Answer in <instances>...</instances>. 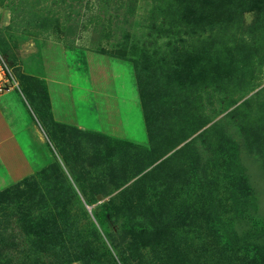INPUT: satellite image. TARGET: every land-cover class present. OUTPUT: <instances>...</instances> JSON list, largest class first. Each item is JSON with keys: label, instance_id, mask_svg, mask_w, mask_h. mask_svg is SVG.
<instances>
[{"label": "rangeland", "instance_id": "374dc122", "mask_svg": "<svg viewBox=\"0 0 264 264\" xmlns=\"http://www.w3.org/2000/svg\"><path fill=\"white\" fill-rule=\"evenodd\" d=\"M62 44L82 47L65 48L79 87L91 86L84 49L95 60L104 55L120 61L112 65L120 101L111 95V80L105 81L111 96L102 107V132L80 130L74 121H60L52 111L46 77L56 68L53 51L61 58ZM1 60L15 77L19 88L14 89L30 102L41 132L40 143L27 144L36 164L27 177L33 179L39 196L50 195L40 173L50 163L60 164L73 181L71 166L81 169L87 154L96 149L98 139L91 133L110 136L111 145L117 147L126 140L149 144L139 101L142 81L152 91L154 129L163 131L156 137L165 135V148L178 144L165 157L181 147V164L205 168L190 173L198 195L184 207L192 202L201 210L204 195L224 203L214 222L226 228L224 235L208 229L199 215L201 227L182 232L185 249L170 230L121 226L126 217L97 224L92 209L109 197L91 195L87 186L91 197L100 201L89 205L78 192L68 203L67 217L86 230L96 223L102 252L115 255L119 264H237L235 243L251 249L258 236L264 249V0H0ZM94 70L99 78L100 72ZM81 91L76 89L75 94ZM82 104L79 111L91 114L86 124L98 128L93 99ZM77 150L82 157L76 162ZM66 155L74 163L69 164ZM20 201L0 203V239L5 238L2 244L7 246L2 261L33 264L38 259L53 264L43 255L35 257L20 233L16 216ZM38 211L40 216L58 217V210ZM11 243L18 246L12 249Z\"/></svg>", "mask_w": 264, "mask_h": 264}, {"label": "trees", "instance_id": "16d2710c", "mask_svg": "<svg viewBox=\"0 0 264 264\" xmlns=\"http://www.w3.org/2000/svg\"><path fill=\"white\" fill-rule=\"evenodd\" d=\"M188 4L197 6L190 2ZM137 70L140 72L138 65ZM140 99L150 139L148 145L142 146L126 140L117 147L111 145L110 136L91 133L98 139L95 143L96 149L85 157L87 167L84 165L79 169L71 166L73 181L65 175L60 164L53 162L40 172L43 174V183L48 188L49 196L43 193L39 196L32 185L33 179L29 177L0 191V203L24 200L23 203L19 202L16 210L17 223L20 233L27 237L29 247L37 254L35 257L43 255L50 258L53 264H69L74 261H80L82 264H119L115 255L109 251H101L96 223H92L86 230L79 226L75 218L70 220V217H67L68 203L71 198L77 197L78 192H81L89 205L109 197L100 203L97 209H92L97 224L112 219V222H115L116 219L126 217L121 226L170 230L176 236V242L180 243V246L184 243L186 249L187 241L182 232L201 227L197 220L198 216L202 215V220L208 223V229L216 231L220 237L224 235L226 228L214 224L224 210V203L220 198L204 195L201 210L192 202L184 207L193 196L194 201L197 200L198 195L192 188L190 173L205 172V168H197L194 163L181 164V161H178L182 153L181 147L174 150L171 156L165 157L178 144L165 148V135L162 138L156 137L163 131L156 132L154 129L155 123L151 121V113L154 114L152 91L143 85L142 81ZM141 147L143 149H140ZM129 148L135 149L134 152L130 153ZM75 157L77 162L81 159L82 152L77 150ZM65 159L69 164L74 163L69 155H66ZM173 162L180 165L174 167ZM238 183L246 185L244 182ZM26 185L32 188H26ZM87 186L92 189V194L86 190ZM90 194H102L103 197L95 200ZM191 205L194 206L192 211ZM44 208L58 210V217L53 213L51 216H40L38 210ZM256 237L251 249H244L242 243L233 245V250L237 253V264H264V249L260 246L258 236ZM4 240L5 238L0 239V264H7L2 261L7 249V246L2 244ZM10 246L15 249L18 245L11 243ZM224 252L221 251L220 254ZM185 256L190 261V257L187 254ZM34 261L33 264H41L38 259Z\"/></svg>", "mask_w": 264, "mask_h": 264}, {"label": "crops", "instance_id": "0c3cea01", "mask_svg": "<svg viewBox=\"0 0 264 264\" xmlns=\"http://www.w3.org/2000/svg\"><path fill=\"white\" fill-rule=\"evenodd\" d=\"M82 48L78 45L62 44L61 58L55 55L54 51L51 55L56 68H51L49 75L46 77L47 82L51 85L49 87L51 96V107L54 115L58 116L57 119L63 122L74 123L80 130L88 129L93 131H101L103 127L102 120V107L107 103L106 96H111L120 101L116 94V90L113 83L112 65L117 61L113 57L99 55L95 60L92 54L88 53V50L84 49L87 54L88 64V84L90 87H79L73 81L72 68L66 58V49ZM96 55V54H94ZM61 63V70L58 65ZM104 66V69H102ZM100 72L99 78L95 75V70ZM102 74V75H101ZM87 75V74H86ZM101 76V78H100ZM111 80L113 91L111 95L106 92V83ZM86 85V86H87ZM83 86V85H81ZM55 89V92L53 89ZM82 88L81 93L75 94L76 89ZM87 98L93 99V109L98 114V128H94L86 124L89 121L91 115L87 113L85 115L82 111H79L83 101ZM103 99V100H102ZM140 101V96H139ZM82 104V105H81ZM81 105V106H80ZM101 109V112H100ZM111 111H108V113ZM81 115V116H80ZM71 116L70 119H67ZM74 121V122H73ZM111 127L110 125L108 128ZM41 132L34 122V111L30 102L22 95L17 89H12L8 92L0 93V191L7 188L10 184L15 183L31 174L36 170V164L34 162V153L29 143H40L42 140Z\"/></svg>", "mask_w": 264, "mask_h": 264}, {"label": "built area", "instance_id": "2783aa9c", "mask_svg": "<svg viewBox=\"0 0 264 264\" xmlns=\"http://www.w3.org/2000/svg\"><path fill=\"white\" fill-rule=\"evenodd\" d=\"M19 88L15 77L11 74L4 61H0V93L8 92L14 88Z\"/></svg>", "mask_w": 264, "mask_h": 264}, {"label": "water", "instance_id": "95a60500", "mask_svg": "<svg viewBox=\"0 0 264 264\" xmlns=\"http://www.w3.org/2000/svg\"><path fill=\"white\" fill-rule=\"evenodd\" d=\"M90 209V211H91V208H89Z\"/></svg>", "mask_w": 264, "mask_h": 264}]
</instances>
